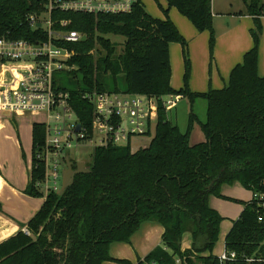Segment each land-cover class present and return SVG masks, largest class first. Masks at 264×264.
Returning a JSON list of instances; mask_svg holds the SVG:
<instances>
[{"label": "trees", "instance_id": "trees-1", "mask_svg": "<svg viewBox=\"0 0 264 264\" xmlns=\"http://www.w3.org/2000/svg\"><path fill=\"white\" fill-rule=\"evenodd\" d=\"M42 0H0V38H44V30L31 27L28 17H40ZM199 33H210L215 43L212 0H168ZM264 6L253 0L247 14L255 17L259 33ZM53 20H67L66 31L87 37L85 42L56 43L74 53L68 61L72 107L82 124L91 127L87 92L186 98L191 108L197 99L207 102L206 121L193 110L186 132L160 109L149 146L132 153L131 146L94 150L89 174L77 175L73 186L60 196H47L37 188L45 167L36 159L45 142V126L33 125L31 183L25 194L45 198L39 213L22 232L0 244V264H103L112 261L110 246L130 243L146 222L164 228L162 244L138 264H174L187 256L190 264H220L213 252L223 222L211 208L210 198L221 197L225 185L240 184L251 192H264V78L258 75L259 34L244 64L231 74L222 91L193 94L189 90L188 43L170 20L150 16L142 3L131 14L88 16L54 13ZM109 36L125 39L122 53ZM183 48L185 88L171 87L170 46ZM17 73L21 65L9 64ZM16 73V74H17ZM199 128L203 140L192 142ZM202 140V141H201ZM255 202L245 204L225 239V250L243 258L264 259V221L259 222ZM192 245L182 249L184 237ZM131 264L128 261H117Z\"/></svg>", "mask_w": 264, "mask_h": 264}, {"label": "built area", "instance_id": "built-area-1", "mask_svg": "<svg viewBox=\"0 0 264 264\" xmlns=\"http://www.w3.org/2000/svg\"><path fill=\"white\" fill-rule=\"evenodd\" d=\"M141 0H42L44 12L40 17L31 15V27L44 30V38L35 42L0 38V118L44 115L38 122L45 126V142L36 159L45 167V177L37 188L47 196L60 193L66 159L74 162L68 153L85 145L93 149L131 145L134 138L153 134L160 109L167 114L179 97L140 96L114 93H85L83 99L92 108V125L85 126L78 119L71 95L57 86L55 74L68 72V61L74 53L56 43H78L84 35L66 31L67 20H53L54 13L88 16L131 14ZM41 26V27H39ZM24 65L13 77L4 79L5 66ZM80 130H77L78 126ZM75 163V162H74ZM252 202L259 208V222L264 221V192H252ZM22 233L31 237L26 227ZM187 256L177 258L174 264H190ZM220 264H239L234 252L226 250L218 257ZM246 264H264L263 258H243ZM156 264V263H151Z\"/></svg>", "mask_w": 264, "mask_h": 264}, {"label": "crops", "instance_id": "crops-1", "mask_svg": "<svg viewBox=\"0 0 264 264\" xmlns=\"http://www.w3.org/2000/svg\"><path fill=\"white\" fill-rule=\"evenodd\" d=\"M213 15L215 16L214 13ZM239 17L243 18L242 25H244V32L240 37H236L235 39L234 32H237L239 28L237 27L238 23H230L228 29L223 33V36H221L220 41L216 43V48L218 50L216 49L215 56L217 53L219 58L217 57L216 60L211 58V62L208 56V49L210 47V40L208 36H206L208 32L199 33L189 20H185L187 18H181L177 15L172 18V22L177 27L180 34L186 41H189L187 51L188 56L190 53L189 62H191L189 84L191 93L207 94L209 91L211 92V90L222 91L228 88L232 72L238 66L244 64L245 55L255 47L253 33H258L259 38L261 34L256 26L255 17L249 16L247 13H240ZM217 18L216 16L214 17V28L216 27ZM260 21L262 25L264 22V13ZM263 26H261L262 32L264 29ZM248 32L251 35V39L249 38L250 35ZM176 45L179 44H172L170 46V65L172 73L170 84L173 90L180 91L185 88L184 84L183 86L182 84L179 85L180 80L174 84V80L180 79L182 69L184 70L182 61L184 54L182 46L179 45L178 47ZM173 52L175 67L173 66L172 60ZM5 70L11 72L13 77L17 73L16 68L12 70L8 65L5 66L4 71ZM258 75L260 78H264V50L259 54ZM208 80L210 82H208ZM218 88H220V90ZM174 111V109L169 111L167 113V118L177 123V116L173 117ZM23 117L27 116L16 118L5 116L0 118V131L9 130L10 134L13 135V140L11 142L7 143L6 146H0V244L22 232L23 228L28 226L29 222L39 213L45 203V198H33L25 194V191L31 183L32 167L22 158L21 146L20 142L17 140L18 136L16 134V129L11 124L13 122L15 123L16 119ZM204 117L206 118V115H204ZM210 206L212 209L217 210L211 203ZM217 212L221 215V211L217 210ZM163 233L164 228L160 224L155 222L144 223L139 231L131 238L130 243L112 244L110 246V257L112 261L103 264H116L118 263L117 261H128L131 264H138L162 244ZM152 234H154L155 237L151 236ZM184 238L182 249L191 248L192 241L190 235H186ZM133 241L137 243L142 242L143 244L142 249L139 251L137 250L138 254L133 253L135 250H126L123 247V245L131 244Z\"/></svg>", "mask_w": 264, "mask_h": 264}, {"label": "rangeland", "instance_id": "rangeland-1", "mask_svg": "<svg viewBox=\"0 0 264 264\" xmlns=\"http://www.w3.org/2000/svg\"><path fill=\"white\" fill-rule=\"evenodd\" d=\"M253 0H212V9L213 13L217 18L215 30V43L213 46L209 47L208 49V56L212 59H217L218 54L216 52V43H218L223 36V33L228 29L230 23H238V30L234 32L235 39L236 37H240L244 32V25H242L243 18H240V13H247L249 7L251 6ZM261 4L264 6V0H260ZM142 6L145 8L146 12L150 14L153 18H158L160 20H167L175 17V15L180 16L181 18H185L176 8H171L168 5V0H141ZM214 16V15H213ZM214 16V17H215ZM188 20V19H185ZM241 21V22H240ZM244 24V23H243ZM264 25V22L261 26ZM232 26V25H231ZM181 27V26H180ZM177 28V27H176ZM264 28V26H263ZM183 29V28H180ZM178 30V29H177ZM182 31V30H181ZM180 33V32H179ZM250 35V33L248 32ZM208 39L210 40L209 32L206 34ZM251 39V35L249 37ZM109 39L117 45L118 53H122L123 46L125 43V39L122 37L116 36H109ZM189 41H187L188 43ZM175 46V45H174ZM179 47V45H176ZM218 50V49H217ZM264 50V29L263 32L260 34V42L258 46V53L260 54ZM188 58L190 59V53ZM219 58V57H218ZM173 66L175 65V57L174 52L172 56ZM214 60V62H215ZM184 70L182 69V74L180 79L174 80V84L179 81V85L184 84L185 87V60L182 58ZM213 61V60H212ZM191 64V62H190ZM175 67V66H174ZM9 78V81H13V76L11 72L8 70L4 71V79ZM72 80H80V78L73 79L72 76L68 74V72H59L55 74V82L57 86L62 88H70L72 85ZM190 84V78H189ZM208 82H210L208 80ZM190 86V85H189ZM223 87V86H222ZM220 90V88H218ZM222 89V88H221ZM190 90V87H189ZM191 91V90H190ZM213 91V90H211ZM210 92V91H209ZM175 111L173 113V117L177 116L178 119L177 125H179L180 130L184 133L186 132L188 125H189V116L193 110V113L197 115L200 121L205 122L206 118L204 117V113H207V102L204 99H197L191 108V104L189 100L186 98H179L177 100L176 106L173 108ZM45 120L44 115H28L27 117H23L20 119H16L15 123H11L12 126L16 129V136L18 142H20L21 146V154L23 160H26L28 164L32 167V150H33V124L36 122H42ZM155 128L153 130V134L149 137H142V138H134L131 141V150L132 153H136L140 149H145L149 146L151 140L153 139ZM193 143H198V136L204 139L202 134L199 131V128L196 126L192 132ZM13 140V135L10 134L9 130H2L0 131V146H6L7 143ZM201 140V141H202ZM93 153L94 149L90 145H85L79 149H74L68 153V156L71 160L75 163H84L86 169L91 166L93 162ZM62 188V187H61ZM221 197L212 196L210 199V203L212 206L221 211V217L223 219L221 229H220V236L218 239V243L214 249V256H219L223 253L225 248V238L227 234L232 229V223L236 222L242 215L245 204L248 203L252 199V192L243 188L240 184H233V185H225L221 188L220 191ZM215 210V211H217ZM151 236L155 237L154 234ZM185 240V238H184ZM183 240V241H184ZM142 242H134L131 244L123 245L126 250H135L133 253H137L140 249H142ZM185 247V246H184ZM138 250V251H137ZM121 264V263H116Z\"/></svg>", "mask_w": 264, "mask_h": 264}, {"label": "water", "instance_id": "water-1", "mask_svg": "<svg viewBox=\"0 0 264 264\" xmlns=\"http://www.w3.org/2000/svg\"><path fill=\"white\" fill-rule=\"evenodd\" d=\"M41 27V26H39ZM87 40V37L84 36L82 38V42H85ZM81 126L79 125L77 127V130H80ZM91 173L90 170L86 169V166L84 163H74L70 161L69 159H66V169L63 171L62 174V188L60 190L59 195L62 196L68 188L73 186L75 182V177L77 175H83V174H89Z\"/></svg>", "mask_w": 264, "mask_h": 264}, {"label": "bare ground", "instance_id": "bare-ground-1", "mask_svg": "<svg viewBox=\"0 0 264 264\" xmlns=\"http://www.w3.org/2000/svg\"><path fill=\"white\" fill-rule=\"evenodd\" d=\"M26 67H28V66L21 65V69H22V68H26Z\"/></svg>", "mask_w": 264, "mask_h": 264}]
</instances>
